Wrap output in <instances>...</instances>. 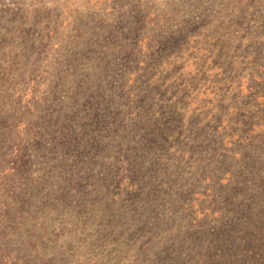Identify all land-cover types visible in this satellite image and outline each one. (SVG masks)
<instances>
[{
    "label": "trees",
    "instance_id": "1",
    "mask_svg": "<svg viewBox=\"0 0 264 264\" xmlns=\"http://www.w3.org/2000/svg\"><path fill=\"white\" fill-rule=\"evenodd\" d=\"M244 6L233 7L225 24L211 21L224 10L198 14L195 122L183 109L186 61L177 52L184 49L181 36L197 37V25L183 24L172 33L165 28L166 34L155 38L156 51L152 43L143 44L140 56L125 62L123 84L114 81L104 89L99 73L90 88L86 75L67 93L69 102L57 104L66 83L63 77L52 82L54 89L40 98L47 100L40 108L57 109L60 118L46 122L43 110L34 111L31 116L39 126L35 142L21 139L27 152L12 150L16 165L6 161L0 170V239L6 241L0 242V252L8 258L20 255L24 264H54L61 256L50 250V239L62 235L56 240L59 248L66 245L80 264H100L102 254L84 255L103 246L105 251L110 239L122 247L123 236L169 230L167 220L157 219L167 205L156 206L152 200L175 191L177 198L190 199V208L205 212L188 229H174L175 244L165 246L161 256L154 254L149 264H178L184 256L186 264H264V37L258 35L261 51L234 56L239 43L233 37L239 27L235 14L251 13ZM258 20L264 25V16ZM238 57L245 61L246 94L238 95V76L233 94H223L224 63L229 61L238 74ZM43 86L39 84L40 90ZM79 94L85 95L81 105L76 103ZM118 95H127L125 110L118 108ZM21 136L30 138L32 132ZM57 154L74 159L62 177L59 166L68 161ZM170 159L176 162L170 164ZM253 180L263 191L250 201ZM55 225L63 228L59 235L52 232ZM180 242L190 253L180 255ZM129 248L118 264H141L146 251L134 244ZM41 253L50 258H40Z\"/></svg>",
    "mask_w": 264,
    "mask_h": 264
},
{
    "label": "rangeland",
    "instance_id": "2",
    "mask_svg": "<svg viewBox=\"0 0 264 264\" xmlns=\"http://www.w3.org/2000/svg\"><path fill=\"white\" fill-rule=\"evenodd\" d=\"M237 4L245 5L244 9L251 13L242 11L235 14L237 19L234 22L239 24V27L233 31L234 40L239 42L233 51L236 57L241 53L254 54L256 49L262 50L259 48L258 35L264 37V25L259 22L258 16H264V0H0V170L5 166L6 161H9L12 167L16 165L15 158L11 160L12 150L20 149L27 152L25 148L28 144L21 139L35 142L37 134L34 131L39 126L35 125L32 119L31 114L34 111L43 110L46 122L49 119L60 118L59 110H49V107L40 108L43 104L45 105L44 102H47L40 98L49 97L54 89L52 82L55 79L63 77L61 80H65L66 83L63 85L64 91H59V98L54 101L58 102L57 104L62 101L69 102L67 93L75 87V83L82 81L81 77L84 78L86 75V79L90 78V88L97 82L96 74L99 73H102L99 84L104 86V89L114 81L123 84L124 79L127 78L125 62L137 59L143 44L152 43L156 51L155 38L164 36L165 28L170 29L168 32L172 33L183 24L197 25L198 14L209 12L214 15L218 10H224L223 14L212 18L211 21L217 24L229 23V16L234 15L231 10L233 7L236 8ZM228 9L229 11H226ZM199 21L204 22L201 19ZM193 31L197 36L198 25ZM181 37L180 45L184 43L182 47L184 49L177 54L186 61L187 81L186 104L183 109L187 110L189 119L195 122L194 118L198 112V69L195 64V62L198 63V36L185 40L184 36ZM245 38L249 41H243ZM22 39H25L26 43H22ZM172 60L178 59L171 58L169 61ZM237 60L240 62L238 74L233 73V67L229 61L224 63L225 67L221 74L225 78V84L220 85L223 94H233L231 89L233 82L238 80L234 79L236 76L241 83L238 95L246 94L245 61L242 57H238ZM41 83L44 84L43 90L39 88ZM77 86L79 84H76ZM113 87L114 85L110 89ZM74 92L78 96V92ZM84 96L79 94L80 98L76 103L81 105ZM126 97L127 95H118L117 102L120 101L118 104L121 106H118L119 109L125 110ZM73 126L77 130V126L75 124ZM193 126L196 127V125ZM30 130L32 137L22 138V132H30ZM225 131L228 132L227 128ZM187 138L189 141L188 135ZM191 143L196 144L194 141ZM225 145L227 146V143ZM236 146L238 147L237 144ZM34 147L35 144L32 143L31 148ZM57 156L61 160L68 161L65 163L66 167L59 166L64 171L63 174L60 172L62 177L74 159L66 156L59 157V154ZM29 160L36 162V157H30ZM35 162L31 165H35ZM175 162L173 159L169 160L170 164ZM189 163L190 161L186 162L184 176L190 168ZM252 186L247 197L250 201L255 199L256 194H261L263 191L257 180H253ZM77 189L76 187L75 190ZM175 194L173 191L167 198L152 200L156 206L167 205L168 210L162 211L157 219L167 220L169 230L152 232L145 237L123 236L121 237V241H124L122 247L110 239L111 243L105 251L106 247L103 246L95 252L85 254V259L102 254L100 258L103 262L100 260V264H118L122 256L130 254L129 246L133 244L147 253L142 260L144 263L141 262V264H149L154 254L160 256L164 254V247L175 244L177 239L173 230L188 229L193 221L200 219L201 213L205 212L198 207L190 208L189 198L184 199L182 195L179 199ZM76 195H80L79 191ZM59 228L63 229L61 225H55L52 232L59 235L57 233ZM60 236L62 237L59 235V238ZM172 236L176 238L171 240ZM59 238L54 236L49 243L50 250H54L61 256V260L54 264H80L74 257V253L64 248L66 245L58 247L59 243L56 240ZM3 241L6 243L5 239H0L1 243ZM85 243H87L86 239ZM185 243L188 246L191 241L187 240ZM178 246L182 249L179 252L180 255L190 253L191 249H188L184 243L180 242ZM1 249L2 246H0ZM44 254L41 253L38 256L44 259L50 258ZM182 259L178 264H186L187 257L184 256ZM25 261L26 259L20 255L8 258L6 252H0V264H24Z\"/></svg>",
    "mask_w": 264,
    "mask_h": 264
}]
</instances>
